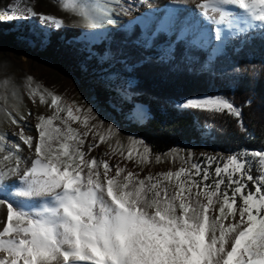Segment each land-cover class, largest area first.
Instances as JSON below:
<instances>
[{
	"label": "snow or ice",
	"instance_id": "obj_1",
	"mask_svg": "<svg viewBox=\"0 0 264 264\" xmlns=\"http://www.w3.org/2000/svg\"><path fill=\"white\" fill-rule=\"evenodd\" d=\"M109 2L116 7L79 0L72 10L81 16L82 27L103 29L116 22V15L130 11L120 0ZM226 6L244 10L247 18L239 14L233 17ZM198 9L199 16L216 23L217 42L224 39L222 25L244 32L253 27L252 20L264 24V0H203ZM209 10L217 13L218 19ZM28 13L37 17L31 8ZM38 18L45 25L63 26L62 20L51 15L39 14ZM158 35L152 28L143 40L137 38L132 44L143 51L152 50L157 47ZM171 54L169 45L156 59L164 62ZM118 59L125 71L151 62L150 56L133 61L123 52ZM133 84L129 80L117 89L122 101H131ZM36 94V90L31 93L33 98ZM51 95L50 106L55 111L52 116L37 117L38 139L31 166L21 168L18 143H12L0 159V163L12 161L14 165L0 168V205H6L7 213L0 230V253L4 254L0 264H264V170L254 176L247 158H257L264 166V149L229 155L223 167L215 168L210 183V173L199 164L140 178L119 164L89 158L88 154L105 143L114 129L110 126L107 135L94 133V142L83 151L89 131L104 122L89 128V120L96 119L92 108L81 121L80 108L62 106L61 97ZM40 102L48 103L43 93ZM179 106L227 112L238 119L242 116L239 107L224 97H194ZM61 112L66 116L61 117ZM136 112L133 106L132 113ZM56 120L63 127L55 125ZM12 122L20 121L13 116ZM74 122L83 123L87 130L72 127ZM23 133L20 128L19 139L32 149L33 137ZM95 136H99L98 141ZM6 139L0 134V153L6 151ZM137 143L130 140L125 159H133ZM148 153L147 148L143 154L137 153L138 163L146 162ZM214 159L208 158L209 165ZM44 196L50 199L35 201L27 209L15 204L19 198Z\"/></svg>",
	"mask_w": 264,
	"mask_h": 264
},
{
	"label": "trees",
	"instance_id": "obj_2",
	"mask_svg": "<svg viewBox=\"0 0 264 264\" xmlns=\"http://www.w3.org/2000/svg\"><path fill=\"white\" fill-rule=\"evenodd\" d=\"M36 20L40 22L39 18ZM40 23L49 28L42 50L21 46L14 31L0 33V41L16 50L50 60L83 84L109 69L124 71L134 81L130 102L120 99L118 88L102 82L95 85L96 98L119 119L124 131L139 137L153 154L195 144L219 152L224 158L244 149H264V27L229 35L214 58L208 50L188 40H175L170 57L160 62L154 56L161 45L170 42L163 31H158L157 47L143 51L132 44L137 38L141 40L138 24L120 26L110 37L89 43L79 39L84 34L79 27L58 29L50 23ZM121 52L129 54L133 61L147 55L151 62L125 71L118 59ZM194 97L227 98L239 107L242 116L238 119L227 112L179 106ZM136 104L147 107L146 121L122 118Z\"/></svg>",
	"mask_w": 264,
	"mask_h": 264
},
{
	"label": "rangeland",
	"instance_id": "obj_3",
	"mask_svg": "<svg viewBox=\"0 0 264 264\" xmlns=\"http://www.w3.org/2000/svg\"><path fill=\"white\" fill-rule=\"evenodd\" d=\"M84 2L93 6H102L107 3L109 7H116L109 0H84ZM202 2L203 0H182L181 3H177L176 0H146V2H143V0H120V4L130 9L126 15H116V22L105 25L103 29H88L82 27L83 20L78 12L72 10V6L79 3V0H0V20L5 21L0 23V33L14 31L17 33V40L21 46L38 51L45 48L49 34V28L43 26L40 20V22L36 20L39 14L51 15L62 20V28H81L84 34L79 39L89 43H98L102 39L110 37L113 30L120 26L138 24L141 28V40L148 35L152 28H156L157 32L163 31L167 33L170 42L161 45L159 52L167 51L169 45H171L172 51L173 41L185 39L208 50L211 53V57L214 58L227 43L229 35L241 32H238L234 28L230 29L225 25L226 28L222 32L224 39L221 42L214 41L210 46L205 45L201 39H192L187 35V32L186 34L181 32V29L185 30L184 22L194 16L193 13L197 11V6ZM173 6L177 14V22L171 24L166 20V17L168 11ZM29 8L37 13V17H32L28 13ZM12 15H15L16 18L8 20L7 18ZM181 21L183 22L182 25L179 24ZM252 25L253 27L246 29V31L255 27H264V24H260V22L255 20H253ZM51 26L56 28L52 24ZM156 56H154L155 59ZM114 73L119 75H112ZM129 80L131 79L124 71L109 69L102 75H95L90 82L83 84L71 73L61 71L50 60L39 58L33 53L16 50L12 46H8L0 41V134L7 137L4 142L7 146L6 151L0 153V159H2L3 155L7 154L8 147L12 143H18L20 145L18 154L22 158L21 168L31 166L32 161L35 159L34 147L38 139L35 127L39 123L37 117L41 115L49 117L54 114L55 109L50 106L51 94H54L61 97L62 106L70 105L74 108H80L81 112L78 115H80L81 121L89 115L87 109L92 108L96 119L89 120V128L93 124H98L99 121L104 122L102 126L89 131L86 142L82 146L83 151L87 152L89 143L94 142V133L107 135L110 126L114 129L113 134L105 143L100 144L98 148L88 154L89 158L96 157L108 160L110 165L113 166L119 164L121 167L126 168V171L138 173L140 178L148 175L156 176L159 173L167 171L175 172L181 167L190 169L192 164H199L210 173V183L212 178H214L215 168L217 166L223 167L226 162L225 159H227L220 157L218 155L219 152H213L202 145L195 144L175 147L164 154H153L139 137L124 131L121 128L119 119L100 105L95 92L97 82L120 88ZM34 90L37 91V94L33 98L31 93ZM41 93L45 95L48 103L40 102ZM33 99L35 102H33ZM112 106L116 107L113 103ZM135 107L137 109L136 113H132V111L130 112L131 115L130 113H125L122 115V118L134 117L140 122L146 121L148 118L147 107L143 104H136ZM116 109L119 110L118 107ZM13 116L20 121L19 124L12 122ZM60 116L64 117L66 113L61 112ZM21 117L25 119H20ZM54 124L63 127L59 120L54 121ZM72 127L79 129L81 132L87 130L81 122L72 123ZM20 128L24 129V136L33 137L32 149L19 139L18 133ZM132 139H135L139 143L135 146L133 159L127 160L124 157L127 156L131 148L130 140ZM95 140L98 141L99 136H95ZM145 148L149 150L147 161L138 163L137 153L143 154ZM247 151L251 152L253 150ZM121 152L124 153V156H121ZM105 153H108V155H105ZM157 157H159V160H157ZM210 157L215 159L209 165L208 158ZM247 158L250 161L249 167L252 169V174L258 176L264 170V166L258 163L257 158L250 156ZM6 166L14 165L12 161L0 163V168H5L6 170ZM196 179H199V176ZM221 187L223 188V186ZM252 187V182H248V188ZM48 199H50L48 196L19 198L15 201V204L27 209L32 207L35 201ZM239 203L238 199V206ZM6 215V205H0V230H2L6 223ZM3 255V253H0V256Z\"/></svg>",
	"mask_w": 264,
	"mask_h": 264
},
{
	"label": "bare ground",
	"instance_id": "obj_4",
	"mask_svg": "<svg viewBox=\"0 0 264 264\" xmlns=\"http://www.w3.org/2000/svg\"><path fill=\"white\" fill-rule=\"evenodd\" d=\"M183 7V6H182ZM198 7V6H197ZM227 10H229L231 13H233V17H235V15L239 14L241 16H245L246 14L244 12V10H238L236 6H226ZM184 9V8H183ZM190 9V7H189ZM199 9L197 8V11L194 12V16L191 17V19H189L188 21L184 22V27L185 30L184 33L189 37H191L192 39L195 40H202V42L207 45L210 46L211 43H213L214 40V32H215V28L217 27L215 22H210L208 20H205L204 18H202L201 16H199ZM209 14L216 16V18L218 19V14L217 13H212L211 10H209ZM177 14L174 11V6L170 8V10L168 11L166 20L171 23L174 24L177 22ZM247 18V17H246ZM166 21V22H167ZM181 21V23H179L180 25L183 24V22ZM253 22V20H252ZM221 27V32H223L226 28L225 25L220 26ZM236 30L235 27H232Z\"/></svg>",
	"mask_w": 264,
	"mask_h": 264
}]
</instances>
